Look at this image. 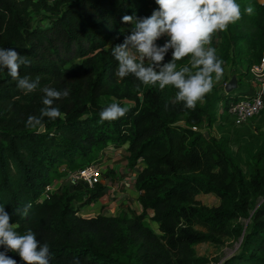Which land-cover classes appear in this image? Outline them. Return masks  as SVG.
<instances>
[{"label":"trees","instance_id":"trees-1","mask_svg":"<svg viewBox=\"0 0 264 264\" xmlns=\"http://www.w3.org/2000/svg\"><path fill=\"white\" fill-rule=\"evenodd\" d=\"M237 3L241 19L221 31L219 46L210 47L222 68H240V83L251 78L250 68L264 53V1ZM248 6L254 9L250 15L244 12ZM157 8L155 0H0V48H13L31 61L21 66V76L40 77L39 87L26 93L0 69V204L19 233L30 229L49 244L50 264L74 259L80 264H205L208 258L198 256L195 245L221 246L229 239L239 242L241 251L223 264H264V147L244 174L227 140L202 131L216 122L219 102L237 97L220 92L213 82L195 108L186 109L183 102H170L177 91L172 86L162 90L158 84H140L131 74L121 81L115 75L118 62L111 47L130 34L122 17H147ZM37 20L48 26H37ZM189 59L176 63L183 66ZM169 60L166 55L164 62ZM44 86L69 91L54 102L65 118L44 117L42 127H27V117L39 116L44 107ZM102 96L135 105L126 107L123 117L100 122L106 107ZM124 144L130 167L145 162L136 178L141 214L128 209L115 217L80 215L74 202L87 192L82 207L91 204L103 184L88 189L76 184L75 193L63 189L40 201L49 184L96 162L110 145ZM80 191L85 193L76 195ZM199 194H213L220 202L205 205ZM28 204L27 217L16 212ZM149 211L154 212L150 217ZM242 217H250L246 228L237 223ZM7 254L23 264L17 253Z\"/></svg>","mask_w":264,"mask_h":264},{"label":"clouds","instance_id":"clouds-1","mask_svg":"<svg viewBox=\"0 0 264 264\" xmlns=\"http://www.w3.org/2000/svg\"><path fill=\"white\" fill-rule=\"evenodd\" d=\"M155 3L158 8L150 16L122 17V21L132 27L122 43L111 47L112 56L118 62L115 75L122 79L131 74L140 84H158L162 90L172 86L177 91L170 102H183L186 109H194L211 90L213 74L219 80L223 73V61L218 59L216 49L209 46L211 38L214 33L226 30L229 24L241 19V6L237 0H155ZM244 12L250 15L254 9L248 6ZM164 36L167 37L166 42L158 45L157 41ZM170 50L171 60L164 62ZM185 57H190L188 63L178 66L176 62ZM30 63L15 49L0 48V69H6L17 81L18 88L26 93L34 92L40 84L39 76L32 79L28 75H20L21 66ZM40 91L44 107L40 109L39 116L27 117V127H42L44 117L50 120L65 118L54 102L68 97L69 91L49 86L42 87ZM127 111L126 107L113 100L101 109L100 122L116 120ZM30 208L31 204H28L23 212L20 209L16 212L27 217ZM10 221V214L5 211L4 204H0V247L3 248L0 264H17L8 252L17 253L23 264H50L49 244L41 243L30 229L19 233V225ZM72 264H80V261L74 259Z\"/></svg>","mask_w":264,"mask_h":264},{"label":"crops","instance_id":"crops-1","mask_svg":"<svg viewBox=\"0 0 264 264\" xmlns=\"http://www.w3.org/2000/svg\"><path fill=\"white\" fill-rule=\"evenodd\" d=\"M131 27L132 25L126 24L124 30L129 31ZM163 39H167V37H161L159 41H162ZM236 67L237 66L233 64L225 66L219 80H215L214 76L213 82L216 87H218L220 92L224 83L229 81L232 76L240 70V68ZM220 103L221 102L215 106L214 110L216 122L211 128H205L204 133L208 137L226 139L228 145L227 150L236 160H239L242 157L245 158L247 156H244V153L242 156L241 153L238 152L239 149H231L232 144L229 143L230 137L241 135L246 131H249L252 121H255L256 118L261 117V115L257 116L255 119L244 125L238 126L232 119L225 115V110ZM244 140L245 136H242V140L240 142L242 143ZM232 150H235V153ZM254 153L255 151L253 154ZM100 158L102 162L105 163L104 165L107 166L109 171L113 174H111V178L104 181L103 185L105 186V189L101 196L91 204L84 205V208L81 210L82 216L93 217L101 214L115 217L118 216L122 211L128 209H131L136 214H141L144 211V208L139 200L141 192L136 187V178L144 167L143 163L142 165L136 163L133 167H130L128 144L111 145L106 149V151L101 152ZM245 172L246 171H244V174ZM61 182L62 181H60V184ZM70 189L74 191L73 188ZM201 195L215 196L213 194H199L197 199ZM216 198L218 201L214 205H218L220 202L219 198ZM153 214V211H149L148 216H152Z\"/></svg>","mask_w":264,"mask_h":264},{"label":"rangeland","instance_id":"rangeland-1","mask_svg":"<svg viewBox=\"0 0 264 264\" xmlns=\"http://www.w3.org/2000/svg\"><path fill=\"white\" fill-rule=\"evenodd\" d=\"M221 39H222V33H221V31H218V32L213 34V36L211 38V44L213 43L217 47V46H219ZM211 44L209 46H211ZM166 55L168 57H171L170 53H168ZM117 79L119 81H121V78L117 77ZM249 79H251V78H249ZM252 91H254L253 83L251 81H248V78H243V79H241L238 88L234 91L235 92L234 94L241 95V94H245V93H250ZM113 100L118 102L121 107H131V106L133 107L135 105L134 101H130L127 99L126 100H118L116 98H113V97L108 98L106 96H102L100 98V104L103 106H107L108 104L112 103ZM225 115L228 118L232 119L231 117H229L227 115L226 112H225ZM242 136L243 137L245 136V140H244V142L241 143L240 141L242 140ZM229 143L232 144L231 149L232 148H234L235 150L239 149L238 152L241 153L242 156H243V153H244V156L245 155L247 156L245 158L242 157L241 159L237 160L240 163V165L242 166L243 171H246V172L251 171L250 165L252 163L253 152L255 151V153H256L264 147V110L261 113V117H257L255 121L254 120L252 121V125L249 128V131H246L245 133H243L241 135H236L234 137H230ZM235 150L234 151L232 150V151L235 153ZM104 151H106V150H104ZM102 164L104 167L103 170L105 172H107L109 170L108 167L104 165L105 163L102 162ZM62 167L64 168V166H62ZM62 167L60 169L63 170ZM110 174H113V173L110 172ZM247 181H249V179ZM58 187L59 188H57V191L59 193L62 192L63 189L68 190V192L70 191L72 193H75V191L70 189V188L74 189L73 185L70 182H62ZM82 192L83 191L77 192L76 195L81 194ZM83 193H85V192H83ZM84 196H85V194H84ZM87 198H88V194H87L86 199ZM198 200H200L203 204L208 205V206H213L218 201L215 196H211V195L210 196L209 195H201L198 197ZM261 201L262 200L260 199L259 203ZM80 204H79V202L77 203V208H78L79 214L82 215V212H80V206L82 207L83 204H81V205ZM254 208L250 211V215L255 210ZM237 223H241L244 226V228H246L247 225H249V223H250V217H242L241 219H239V222H237ZM195 250H196V253L198 256L208 258L209 262L205 263V264H223L226 259L233 256L235 253H239L241 251V249L239 248V242H237L233 239L227 240L221 246H216L212 243H200V244L195 245Z\"/></svg>","mask_w":264,"mask_h":264},{"label":"built area","instance_id":"built-area-1","mask_svg":"<svg viewBox=\"0 0 264 264\" xmlns=\"http://www.w3.org/2000/svg\"><path fill=\"white\" fill-rule=\"evenodd\" d=\"M47 1L49 4H55L59 0H47ZM36 25L42 28H46L48 26V23L47 21L37 20ZM166 40L167 39H163L161 41V46L166 42ZM169 53L171 54V50L169 51ZM250 73H251V79H248V81H251L253 83L254 86L253 92L245 93L241 95L234 94L235 92L228 93L226 91L227 82L224 83L221 89L222 93L233 94V96L237 97V100H231L226 104L224 102H221L220 104L227 113V115L231 117L234 123L238 126L250 122L255 117L261 115V113L264 110V53L263 56L261 57L260 62L252 65V67L250 68ZM202 131L204 132V130ZM137 163H139L140 165H142L143 163L145 167V162L143 159H140ZM103 169L104 167L102 164V160L99 157V159L96 162H93L82 169H78L73 172L69 171L67 175L61 177L59 181L57 180L46 187L40 201H43L44 199L48 198L51 193L58 192L57 188H59L58 186L60 184V181L70 182L73 186L80 183L82 184V182H86L89 185L88 188H93L96 184H104V181L106 179L111 178V174L109 170L105 172ZM87 194L89 197V193L86 192L85 196H83V201L74 202L76 208L78 202L79 204L80 203L84 204V202L87 200L86 199ZM83 208L84 206L83 207L80 206V212Z\"/></svg>","mask_w":264,"mask_h":264},{"label":"water","instance_id":"water-1","mask_svg":"<svg viewBox=\"0 0 264 264\" xmlns=\"http://www.w3.org/2000/svg\"><path fill=\"white\" fill-rule=\"evenodd\" d=\"M238 85H239V82H238V78H237V75L234 74L232 76V78L230 79V81H228L227 85H226V91L228 93H231V92H234L237 88H238ZM82 184L85 186V187H89L88 183L86 182H82Z\"/></svg>","mask_w":264,"mask_h":264}]
</instances>
